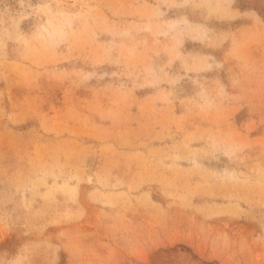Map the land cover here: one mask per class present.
I'll list each match as a JSON object with an SVG mask.
<instances>
[{"label": "rangeland", "instance_id": "rangeland-1", "mask_svg": "<svg viewBox=\"0 0 264 264\" xmlns=\"http://www.w3.org/2000/svg\"><path fill=\"white\" fill-rule=\"evenodd\" d=\"M0 264H264V0H0Z\"/></svg>", "mask_w": 264, "mask_h": 264}]
</instances>
